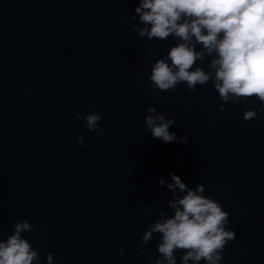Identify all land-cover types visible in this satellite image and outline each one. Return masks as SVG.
Returning <instances> with one entry per match:
<instances>
[{
	"label": "water",
	"instance_id": "95a60500",
	"mask_svg": "<svg viewBox=\"0 0 264 264\" xmlns=\"http://www.w3.org/2000/svg\"><path fill=\"white\" fill-rule=\"evenodd\" d=\"M135 3L0 0V239L27 220L22 236L38 264L48 252L53 264H150L159 234L140 237L159 209L172 214L171 173L193 189L202 183L229 213L236 238L221 264H264V116L242 119L244 108H264L229 102L219 111L212 81L153 96L151 65L177 40L134 32ZM149 106L174 118L169 131L187 144L153 138ZM90 111L103 136L73 116Z\"/></svg>",
	"mask_w": 264,
	"mask_h": 264
},
{
	"label": "clouds",
	"instance_id": "9594fccd",
	"mask_svg": "<svg viewBox=\"0 0 264 264\" xmlns=\"http://www.w3.org/2000/svg\"><path fill=\"white\" fill-rule=\"evenodd\" d=\"M137 18L139 26L134 24L132 29L140 37L167 40L171 36L177 40L166 56L151 65L148 79L157 99L162 92L175 90L180 84L195 91L198 85L212 81L222 101L219 111H225L229 102L238 105L252 101L254 105L259 101L264 108V0H136L132 19ZM197 61H206L208 70L198 66ZM146 111L149 114L144 116V128L153 138L187 144V134L178 137L169 131L176 124L174 118H166L152 106ZM258 115L264 116V111L258 113L254 107L242 110L244 121ZM73 116L82 120L89 132L104 135L100 113L74 112ZM77 141L84 145L83 136L78 135ZM94 142L89 139L90 145ZM170 178L167 188L172 196L166 203L172 214L159 209L157 218L140 237L141 243L146 244L159 234V255L148 256L150 264H177L178 252L179 264H221L226 245L236 238L235 232L226 227L229 213L218 201L204 195L202 183L193 189L178 175L170 173ZM165 183L163 178L158 180V186ZM140 207L149 212L147 205ZM13 229L6 239H0V264H38L37 249L22 236L32 231V225L21 220L13 223ZM118 255L123 257L124 250ZM53 259L54 253H46L47 264H53Z\"/></svg>",
	"mask_w": 264,
	"mask_h": 264
}]
</instances>
